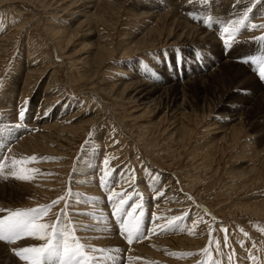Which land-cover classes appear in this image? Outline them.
<instances>
[{
  "label": "rangeland",
  "instance_id": "rangeland-1",
  "mask_svg": "<svg viewBox=\"0 0 264 264\" xmlns=\"http://www.w3.org/2000/svg\"><path fill=\"white\" fill-rule=\"evenodd\" d=\"M245 12L264 23V0H0V209L63 197L42 222L70 220L86 264H264V29L223 32ZM39 243L0 241V264Z\"/></svg>",
  "mask_w": 264,
  "mask_h": 264
},
{
  "label": "snow or ice",
  "instance_id": "snow-or-ice-1",
  "mask_svg": "<svg viewBox=\"0 0 264 264\" xmlns=\"http://www.w3.org/2000/svg\"><path fill=\"white\" fill-rule=\"evenodd\" d=\"M191 2V0H190ZM246 22L250 26V29H264V23L255 24L249 20L248 12H245L242 18L233 19L230 23L223 27V32L231 37L230 40H225L227 48L232 47V40L245 29ZM257 41L264 43V35L256 38ZM248 63L247 60L244 61ZM259 78L264 80V64L259 68ZM23 116V112L18 114V119ZM35 161L37 157L33 156L30 158ZM15 163H19L15 161ZM105 165L104 176L101 177V183L107 186L106 178L109 177L111 170L107 167L109 159L103 161ZM32 171H36L33 169ZM16 179L29 181L33 179L32 176L25 174V171L21 169L19 172L13 170L10 173ZM131 177L129 182H131ZM113 200L112 206L115 210V216L120 222V227L124 230L127 235V242L132 243L133 237L137 240L143 239L145 233L141 232L140 221L137 220L135 223H130L122 217L133 216V213L137 209H141L139 212L140 217H143L142 205L136 204L133 208V212H125L123 205L126 203L122 195L115 192L111 193ZM63 197L53 201L50 205L44 206L43 208H28V209H16L7 210L0 209V212H7V215L0 216V241H6L8 243H14L21 237L34 238L40 241L39 244L29 247H22L15 251L22 260L28 262V264H86L87 252L85 245L81 243V238L76 236L74 225L69 220L67 223L61 219L58 215L56 220L53 222H42V217L46 216L48 211L58 205ZM61 214L67 216L65 209H61ZM161 219L157 217V220ZM174 219L179 220L181 217H175ZM171 224V221H168ZM162 227V226H161ZM166 230V229H165ZM225 233L228 232L227 228L222 229ZM155 231V229H153ZM194 234V232H193ZM247 235V233H245ZM219 242L217 241V245ZM93 252H102L103 249H92ZM207 254V252H206ZM95 260H102L103 257H92ZM231 260V256L228 257ZM256 259L255 256L252 257Z\"/></svg>",
  "mask_w": 264,
  "mask_h": 264
},
{
  "label": "bare ground",
  "instance_id": "bare-ground-1",
  "mask_svg": "<svg viewBox=\"0 0 264 264\" xmlns=\"http://www.w3.org/2000/svg\"><path fill=\"white\" fill-rule=\"evenodd\" d=\"M176 14V13H175ZM174 14V15H175ZM162 15V14H161ZM168 21V20H167ZM177 21V20H176ZM172 25V24H171ZM175 25V24H174ZM195 27V28H194ZM173 29H175V28H173ZM172 29V30H173ZM187 30H188V28H187ZM189 31H190V33H193V34H190V35H196V37H197V40L198 41H201V42H203V41H206V42H209L210 44H212V45H214V42H216V35H215V32L212 30V29H209V28H207V26H206V22H205V24H203V26L201 27H196V26H193V27H191V29H189ZM173 32V31H172ZM184 32V31H183ZM183 32H182V34H180V36H181V38L183 37V38H185L184 37V35H183ZM187 32V31H186ZM175 34H177V33H175ZM174 34V35H175ZM187 34V33H186ZM189 35V36H190ZM178 36H179V33H178ZM243 37V36H242ZM247 37V36H246ZM251 37V36H250ZM194 39H195V37H193ZM190 39V38H189ZM243 39V38H242ZM245 39V38H244ZM249 39V38H248ZM187 40V39H186ZM193 40V39H192ZM191 40V41H192ZM189 41V40H188ZM195 41V40H194ZM218 41V40H217ZM208 43V44H209ZM217 43V42H216ZM209 44V45H210ZM220 44V43H219ZM225 56V55H224ZM228 56V55H227ZM227 62H229L230 63V60H227L225 63H227ZM234 62V61H233ZM229 66V65H228ZM230 66H231V64H230ZM251 76V75H250ZM250 78V77H249ZM247 79H248V77H247ZM251 79V78H250ZM137 81V80H136ZM247 80H245V82H246ZM139 82V81H138ZM138 82H136V83H138ZM144 82V81H143ZM149 83V82H148ZM247 83V82H246ZM245 83V84H246ZM140 84V83H139ZM139 84H137V85H139ZM141 84H142V82H141ZM159 87V86H158ZM158 87H155V86H153V85H149V84H142L141 86H139V88H138V90L136 91V93H135V95L134 96H136V101H139V102H141L142 104H149V103H151V102H153L154 100V98L152 99V97L157 93V88ZM182 88V87H181ZM187 88V87H186ZM185 88V89H186ZM158 89H160V88H158ZM185 93V92H184ZM183 93V94H184ZM161 94V93H160ZM184 96V95H183ZM132 98H133V96H132ZM178 114L180 113V115H182V114H184V111L183 112H177ZM186 113V112H185ZM235 119V118H234ZM110 238V237H109ZM112 240V239H111ZM113 241V240H112ZM114 244V243H113ZM6 259V258H5Z\"/></svg>",
  "mask_w": 264,
  "mask_h": 264
}]
</instances>
